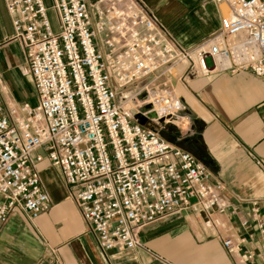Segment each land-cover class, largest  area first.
I'll return each instance as SVG.
<instances>
[{
  "label": "built area",
  "instance_id": "built-area-1",
  "mask_svg": "<svg viewBox=\"0 0 264 264\" xmlns=\"http://www.w3.org/2000/svg\"><path fill=\"white\" fill-rule=\"evenodd\" d=\"M50 1L56 30L44 0H3L37 104L0 95V225L14 211L33 222L49 209L37 168L44 160L73 189L103 252L143 249L142 231L167 216L224 215L223 183L156 125L182 120L165 79L176 66L206 74L209 61L264 80V0H211L228 13L190 48L174 46L136 0ZM248 217L241 228L263 234L257 202ZM244 243L222 239L229 251Z\"/></svg>",
  "mask_w": 264,
  "mask_h": 264
},
{
  "label": "crops",
  "instance_id": "crops-1",
  "mask_svg": "<svg viewBox=\"0 0 264 264\" xmlns=\"http://www.w3.org/2000/svg\"><path fill=\"white\" fill-rule=\"evenodd\" d=\"M136 1L178 48H190L208 37L228 13L211 0ZM12 36L0 0V76L11 96L6 98L29 105L20 96L31 78L24 52ZM207 67L206 74L197 66H176L174 74H167L190 127L180 132L162 126L159 133L205 166L212 181L223 183L230 206L224 215L167 216L142 231L143 249L103 252L74 201L73 189L61 171L44 160L37 168L49 209L33 222L14 211L0 225V264H264V233L240 226L249 220L252 201L264 212V80L250 70L220 69L209 61ZM29 102L36 106V93ZM225 236L245 243L239 250H226Z\"/></svg>",
  "mask_w": 264,
  "mask_h": 264
},
{
  "label": "rangeland",
  "instance_id": "rangeland-1",
  "mask_svg": "<svg viewBox=\"0 0 264 264\" xmlns=\"http://www.w3.org/2000/svg\"><path fill=\"white\" fill-rule=\"evenodd\" d=\"M88 1L94 2L95 0H88ZM44 3L46 5V7L49 9L48 10V18H49L50 25H51V27L54 30H56L57 20L55 18V15H54L53 10L51 9L52 3H51L50 0H44ZM27 84H28V86H26V85L24 86V90H23L20 98H22L23 101L29 103V105H30V104H33V102H29V99H31V101H34L35 100V93H34V90L32 88V82L30 81V79L28 80V83ZM11 91H12V94L11 95H13L14 97H19V95L17 93H15L16 91H13V90H11ZM128 91H132V88L129 87V88L126 89V91L123 90L122 94H125V92H128ZM8 92L9 91L5 92L4 95H3L5 99H6L7 95L10 96ZM160 96H163V94H160ZM177 98H178V96L176 94H174V101L175 102H176V99ZM180 107L183 109L182 104H181ZM183 111H184V109H183ZM183 111L178 114L180 117H182V120H179L177 122L175 120H173L174 123H168V124H165V125L164 124H161V126H159L160 124H158V125H156V128L159 129V132H160L162 126L164 128L172 127L173 129H176V130H178L180 132H184L186 130H189V127H190V125H189V118H188L187 114H185ZM40 152L43 153V151H40Z\"/></svg>",
  "mask_w": 264,
  "mask_h": 264
},
{
  "label": "bare ground",
  "instance_id": "bare-ground-1",
  "mask_svg": "<svg viewBox=\"0 0 264 264\" xmlns=\"http://www.w3.org/2000/svg\"><path fill=\"white\" fill-rule=\"evenodd\" d=\"M127 104L129 105V103H127ZM129 106H130V105H129ZM155 107H156L157 110H159V111H158V112H159V115H161L162 112H163V111H162V107H161L159 104H156ZM165 116H166V115H165ZM165 116H162V118H165V119H163V120H164L165 122H167V121H168V117H167V116L165 117Z\"/></svg>",
  "mask_w": 264,
  "mask_h": 264
}]
</instances>
